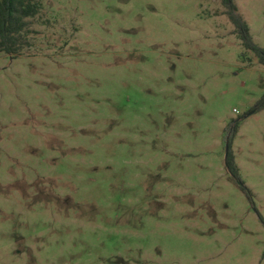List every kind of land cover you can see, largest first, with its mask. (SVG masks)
Segmentation results:
<instances>
[{
    "label": "rangeland",
    "instance_id": "rangeland-1",
    "mask_svg": "<svg viewBox=\"0 0 264 264\" xmlns=\"http://www.w3.org/2000/svg\"><path fill=\"white\" fill-rule=\"evenodd\" d=\"M41 2L0 51V264H264V66L222 0Z\"/></svg>",
    "mask_w": 264,
    "mask_h": 264
},
{
    "label": "trees",
    "instance_id": "trees-1",
    "mask_svg": "<svg viewBox=\"0 0 264 264\" xmlns=\"http://www.w3.org/2000/svg\"><path fill=\"white\" fill-rule=\"evenodd\" d=\"M227 8V15L235 25L242 46L247 51L254 52L260 63L264 66V49L258 46L251 35L248 23L238 14L235 0H222ZM42 10L41 0H0V51L9 55L17 56L22 53L28 44V35L31 32L29 19L35 18ZM264 110V94L261 99L250 110L260 112ZM227 167L242 190L251 197V191L244 185L239 174L232 147L228 146Z\"/></svg>",
    "mask_w": 264,
    "mask_h": 264
}]
</instances>
